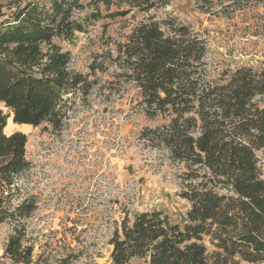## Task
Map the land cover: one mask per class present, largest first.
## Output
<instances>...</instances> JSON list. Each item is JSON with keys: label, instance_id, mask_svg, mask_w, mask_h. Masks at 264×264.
I'll use <instances>...</instances> for the list:
<instances>
[{"label": "trees", "instance_id": "trees-1", "mask_svg": "<svg viewBox=\"0 0 264 264\" xmlns=\"http://www.w3.org/2000/svg\"><path fill=\"white\" fill-rule=\"evenodd\" d=\"M259 1L196 3L201 13L248 36L264 28V16L250 15ZM169 3L27 0L2 16L0 104L9 114L0 109V226L12 231L0 264H76L84 255L90 259L85 264H93L79 235L60 241L58 252L41 247L35 254L28 223L39 199L28 193L24 179L32 169L27 136H8L5 129L12 115L17 125L62 131L77 100L89 102L97 72L109 73L101 86L108 99H129L154 124L140 128L138 140L181 167L178 196L190 204L183 227L161 211L126 214L109 242L110 264H264V175L258 157L264 155V67L243 62L217 72L206 32L158 18ZM129 16L141 19L95 55L89 73L71 68L72 55L59 42L71 44L95 22ZM128 87L137 89L136 97H127Z\"/></svg>", "mask_w": 264, "mask_h": 264}, {"label": "rangeland", "instance_id": "rangeland-1", "mask_svg": "<svg viewBox=\"0 0 264 264\" xmlns=\"http://www.w3.org/2000/svg\"><path fill=\"white\" fill-rule=\"evenodd\" d=\"M26 1L0 0V21ZM259 2L250 10L251 16H264V0ZM157 16L174 18L197 32H206L209 57L217 72L243 62L264 67V28L257 35L236 33L224 21L201 13L196 0H170ZM137 21L129 16L95 22L86 33L77 34L71 44L59 45L71 53V68L87 74L95 55L107 51L112 40L127 34ZM97 76L99 83L89 102L84 105L77 100L60 132L49 125L34 128L14 124L12 115L8 119V136L16 132L27 136L26 157L32 169L24 179L28 193L39 199V209L28 223L36 255L41 253V247L47 253L55 252L60 241L71 242L79 235L93 264H110L109 242L126 214L133 218L136 213L161 211L181 227L187 223L190 204L178 196L181 167L167 153L148 148L138 140L139 129L154 124L144 118L139 108L134 109L129 99H108L101 86L110 80L109 73L97 72ZM126 94L136 97L138 92L128 87ZM0 109L9 114L1 104ZM258 157L264 175L263 153L259 152ZM11 231L10 225L0 226V263L6 261L3 255ZM206 246L211 254L214 248L208 241ZM86 256L76 264L89 262ZM132 264L147 263L141 260Z\"/></svg>", "mask_w": 264, "mask_h": 264}]
</instances>
